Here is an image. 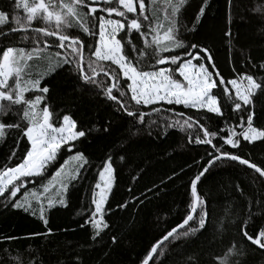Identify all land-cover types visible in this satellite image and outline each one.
<instances>
[{
    "label": "snow or ice",
    "instance_id": "snow-or-ice-1",
    "mask_svg": "<svg viewBox=\"0 0 264 264\" xmlns=\"http://www.w3.org/2000/svg\"><path fill=\"white\" fill-rule=\"evenodd\" d=\"M212 7L213 0H199L188 16L191 0L0 4V144L8 148L0 207L42 224L24 237L0 233V264H85L71 242L54 255L43 250L55 242L50 214L71 207L77 186L85 191L76 227L59 231L84 230L87 247L101 245L108 257L121 242L119 212L134 224L151 198L188 174L172 169L139 193L129 185L113 206L122 171H139L133 184L147 172L144 142L160 147L173 133L193 148L206 146L205 155L189 165L195 170L183 185L180 222L131 264H264V161L251 156L264 146L257 122L264 118V0H224L219 44L227 73L215 40L185 35L199 33ZM241 27L254 38L241 42ZM37 61L46 62L43 71H34ZM224 164L244 166L247 181L236 177L215 196L204 192L208 175ZM22 238L44 243L16 245Z\"/></svg>",
    "mask_w": 264,
    "mask_h": 264
},
{
    "label": "trees",
    "instance_id": "trees-1",
    "mask_svg": "<svg viewBox=\"0 0 264 264\" xmlns=\"http://www.w3.org/2000/svg\"><path fill=\"white\" fill-rule=\"evenodd\" d=\"M3 2L4 0H0V4ZM191 3L193 8L189 11L188 16L193 14L199 0H191ZM223 7L224 0H213V7L207 17L202 21V27H200L199 33H185V35L189 39H192L193 35H195V39L197 40H215L217 42L216 51L219 53L217 59L220 68L227 73V68L224 63L225 51L219 44V30L223 25ZM185 23H188V20H185ZM240 35L241 42H247L254 38L251 31L245 27L240 28ZM34 63L36 65L34 71L44 70L45 61H37ZM63 86V82L58 78L57 87ZM87 103L88 98H85V104ZM257 122L264 123V118H261V120ZM181 145L184 146L181 147ZM98 147L99 145H97V149ZM205 147L206 146H196L193 148L192 145H187L186 138L182 133H173L169 135L160 147L150 145L147 141L144 142L142 149L145 150L146 154L151 158L150 163L145 164L147 172L141 180L133 184L129 179L130 175L139 176L140 173L139 171L133 172L132 166L125 168L120 174V187L116 191L115 199L112 201L113 206L115 202L122 197L127 198L128 193L126 188L129 185H132L137 193H139L145 186L150 185L153 180L159 182V177L163 173H170L172 169L179 172L180 168L183 167L185 173L188 174L185 175L181 173L182 180H177L174 185H171L163 198H151V202L147 203L146 207L136 216L134 224H126L124 219L125 213L119 212V218L114 219L115 223L120 225L118 235L121 242L118 246H114L110 250V255L108 257L103 255L101 245H97L94 249L87 247V233L84 230L77 228L75 232L69 231L66 233L59 231V229L66 226L75 228L76 221L79 219L75 216L74 210L80 206V196L85 189L81 186H77L76 189L71 190V207L69 209L53 210L50 214V227L56 230V236L55 242L43 249L45 254L54 255L58 246L71 242L78 252L83 251L85 264H99L100 260H104L105 264H131L139 254L143 253L151 243L159 239L167 229L180 222L184 214L187 200L183 185L187 183L189 175L195 170V166L189 168V165H192L193 158H200L205 155ZM97 149H90V151ZM165 149H167L168 154L161 155ZM7 152V146L0 144V163L4 162ZM169 155L173 158L170 159ZM251 156L253 160L258 163L264 161V146L252 147ZM14 162L15 161H13V163ZM236 177H239L242 181H247L244 166L238 164L229 166L228 164H224L220 168L212 170L204 181L202 190L207 192L211 189L215 196V190L218 186L227 185ZM89 180H91V177H89ZM217 199L222 200L223 193H221L220 197H217ZM211 208H217L216 202L211 204ZM169 209H171V212L168 211ZM41 229L42 224L38 218L11 209L5 210L0 207V233L24 237L30 232L40 231ZM105 239L107 240L108 238L106 237ZM37 243L43 244L44 241L39 239L36 241H29L22 238L15 242V244L19 246H26L28 244L35 245ZM81 245L84 246L83 249L80 247Z\"/></svg>",
    "mask_w": 264,
    "mask_h": 264
}]
</instances>
